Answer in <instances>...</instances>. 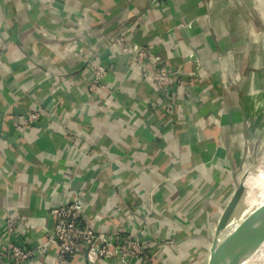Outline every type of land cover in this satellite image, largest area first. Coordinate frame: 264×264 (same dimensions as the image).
Returning <instances> with one entry per match:
<instances>
[{
    "label": "crops",
    "instance_id": "crops-1",
    "mask_svg": "<svg viewBox=\"0 0 264 264\" xmlns=\"http://www.w3.org/2000/svg\"><path fill=\"white\" fill-rule=\"evenodd\" d=\"M255 17L247 0H0V264L3 219L20 214L36 245L49 210L74 193L97 231L146 223L154 264H209L204 236L247 145L264 139ZM120 31L132 55L149 46L177 71L170 99L116 51ZM93 63L107 90L90 99ZM52 255L36 264H60Z\"/></svg>",
    "mask_w": 264,
    "mask_h": 264
},
{
    "label": "built area",
    "instance_id": "built-area-1",
    "mask_svg": "<svg viewBox=\"0 0 264 264\" xmlns=\"http://www.w3.org/2000/svg\"><path fill=\"white\" fill-rule=\"evenodd\" d=\"M112 44L116 51L130 54L131 61L143 67V77L148 78L149 84L156 92L163 93L168 99L172 97L177 83L173 77L177 71L174 72L159 56L151 55L149 46L140 47L136 54L132 55V43L127 40L123 31L115 35ZM147 57L150 60L145 61ZM104 70L101 64L93 63L88 67L87 89L90 99L107 90V83L103 78ZM39 116V111L34 109L25 114L23 121L33 123ZM47 217V225H43L39 231L40 242L33 246L25 242L31 237V227L20 214L8 215L3 219L4 241L1 254L6 264H36L40 253L49 249L53 251L55 261L60 264L74 260L80 255L89 263L101 261L154 264L146 223L134 233L121 232L118 229L111 232L97 231L96 227L87 223L78 193H74L68 203L50 209ZM79 248L84 250L83 254L79 253Z\"/></svg>",
    "mask_w": 264,
    "mask_h": 264
},
{
    "label": "water",
    "instance_id": "water-1",
    "mask_svg": "<svg viewBox=\"0 0 264 264\" xmlns=\"http://www.w3.org/2000/svg\"><path fill=\"white\" fill-rule=\"evenodd\" d=\"M264 163V155L253 161L228 202L216 229L217 237L210 246L209 264H239L249 250L262 242L264 235V205L244 213L247 178ZM237 261V262H238Z\"/></svg>",
    "mask_w": 264,
    "mask_h": 264
},
{
    "label": "rangeland",
    "instance_id": "rangeland-1",
    "mask_svg": "<svg viewBox=\"0 0 264 264\" xmlns=\"http://www.w3.org/2000/svg\"><path fill=\"white\" fill-rule=\"evenodd\" d=\"M247 1H251V9H252L254 16H256L255 19L253 20H258L264 23V0H247ZM256 26H257V23H256ZM247 148L248 150L246 152V157H245L246 159L242 161L241 163H239L238 169L236 170V173L233 175V178H232L233 185H231L230 187L226 189V194H228L227 198L228 196L229 198L227 202L224 204L225 207L223 206L224 208H222L220 215H222V213L224 212V209L226 208L228 202L231 200L235 189L237 188L240 181L244 177L245 172L247 171L250 164L256 159L264 155V139H259V140L255 139L253 143H250L249 145H247ZM217 226H218V223H216L213 226L212 230H214V232L211 236L208 234L204 236L205 241H206L204 242V244H206V248H208L207 257L210 256V253H209L210 246L212 245L213 240H215L217 237V234H216V231H217L216 229L218 228ZM204 244L202 245L204 246ZM263 255H264V245L260 244L258 247L253 248L252 250L248 251L247 256H246V262L244 264H260L263 258Z\"/></svg>",
    "mask_w": 264,
    "mask_h": 264
},
{
    "label": "bare ground",
    "instance_id": "bare-ground-1",
    "mask_svg": "<svg viewBox=\"0 0 264 264\" xmlns=\"http://www.w3.org/2000/svg\"><path fill=\"white\" fill-rule=\"evenodd\" d=\"M243 204L245 207L244 213L264 205V163H262V167L247 178V193ZM262 236L263 239L260 244L264 245V235L262 234ZM237 261L238 260H236V263L239 264V261ZM245 262L246 257L240 264H244ZM260 264H264V255Z\"/></svg>",
    "mask_w": 264,
    "mask_h": 264
}]
</instances>
